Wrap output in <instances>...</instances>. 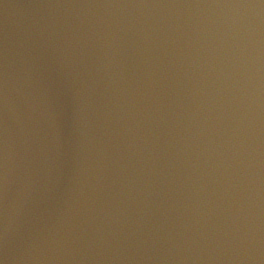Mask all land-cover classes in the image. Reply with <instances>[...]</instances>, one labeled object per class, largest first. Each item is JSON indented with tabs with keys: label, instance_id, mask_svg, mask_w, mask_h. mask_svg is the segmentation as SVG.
I'll list each match as a JSON object with an SVG mask.
<instances>
[{
	"label": "water",
	"instance_id": "water-1",
	"mask_svg": "<svg viewBox=\"0 0 264 264\" xmlns=\"http://www.w3.org/2000/svg\"><path fill=\"white\" fill-rule=\"evenodd\" d=\"M0 264H264V0H0Z\"/></svg>",
	"mask_w": 264,
	"mask_h": 264
}]
</instances>
